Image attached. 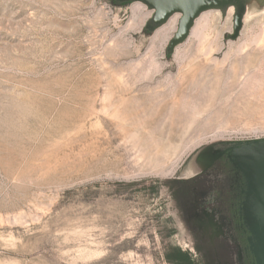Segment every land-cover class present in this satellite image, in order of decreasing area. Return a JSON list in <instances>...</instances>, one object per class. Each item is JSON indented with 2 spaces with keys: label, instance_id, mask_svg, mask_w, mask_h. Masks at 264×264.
<instances>
[{
  "label": "rangeland",
  "instance_id": "obj_1",
  "mask_svg": "<svg viewBox=\"0 0 264 264\" xmlns=\"http://www.w3.org/2000/svg\"><path fill=\"white\" fill-rule=\"evenodd\" d=\"M135 4L0 0V264H183L199 244L264 264L249 175L215 160L264 142V2L235 41L233 8L202 13L170 55L179 16L148 34ZM178 179L195 187L182 210Z\"/></svg>",
  "mask_w": 264,
  "mask_h": 264
},
{
  "label": "water",
  "instance_id": "obj_2",
  "mask_svg": "<svg viewBox=\"0 0 264 264\" xmlns=\"http://www.w3.org/2000/svg\"><path fill=\"white\" fill-rule=\"evenodd\" d=\"M118 4L125 3H138L152 11L151 19L145 24V32L148 34L153 33L156 29L164 25L171 17L178 15L177 28L173 37L170 39L166 53L172 54L177 46L182 44L189 36L190 31L196 19L208 10H219L222 13L229 8H233L232 18V33L228 38L232 41L238 39L241 29L243 16L246 12V6L250 0H115ZM260 3L264 0H258ZM250 144L242 149L234 151H224L215 159L223 157L225 154L228 156L229 162L232 159H239L240 166L245 170L247 183L249 188L247 197L251 201L252 206L257 208L254 212L257 214L255 217L259 219V228L263 232V245H264V142ZM227 152V153H226ZM213 161V163L215 162ZM211 163V165L213 164ZM210 166V165H209ZM256 167L262 168V172H257ZM257 168V169H258ZM255 187V190H253ZM260 208V214L258 212ZM255 222V220H253ZM262 240V237L257 238ZM262 244V243H261ZM264 247V246H263ZM264 258V257H263ZM262 258V262L264 260Z\"/></svg>",
  "mask_w": 264,
  "mask_h": 264
},
{
  "label": "flooded vegetation",
  "instance_id": "obj_3",
  "mask_svg": "<svg viewBox=\"0 0 264 264\" xmlns=\"http://www.w3.org/2000/svg\"><path fill=\"white\" fill-rule=\"evenodd\" d=\"M220 160H221L220 162L224 166H228L227 165L228 163H227V161L225 159L224 160L223 159H220ZM215 162H217V161H215ZM213 164L210 165L208 167V169L211 168L213 166ZM203 173H200L198 175H195V176L191 177L190 179H192V178L193 179H195V178L197 179ZM189 181L190 180L184 181V179H178V181L172 182L171 184H169L167 186V188L170 189V195H171L172 201L176 204V206L180 210H182V208H181L182 206L188 207L189 205H191V201H192L191 198H192V196L195 193V187L194 186L192 187L193 184H191ZM210 197L212 198L211 200L219 201L218 202L219 204L229 206L228 210L229 211L231 210V212H232V213L231 212H229V213L232 214L233 219H234V222L236 223V225L239 224L240 218L238 216V213L236 212V210H232L230 206H235L237 204H240L241 203L240 200H238L237 198H233L232 199L231 196H230V193H225L224 191H221V190L212 191L210 193ZM243 233H244V231L243 232L241 231L239 234L237 233V237H238V239H239L240 242L244 241V240L241 239V238H243ZM243 245H245V244H243ZM199 246L202 247L203 245L202 244H199ZM199 246L197 245L196 246V249L198 248V250L200 251L201 247H199ZM207 249H208V251H210V247L209 246H207ZM247 258L248 259L246 261V264H252L253 263L252 258L250 256H248Z\"/></svg>",
  "mask_w": 264,
  "mask_h": 264
},
{
  "label": "bare ground",
  "instance_id": "obj_4",
  "mask_svg": "<svg viewBox=\"0 0 264 264\" xmlns=\"http://www.w3.org/2000/svg\"><path fill=\"white\" fill-rule=\"evenodd\" d=\"M133 8H135V10H138L139 12H141L143 9H144V6L143 5H141V4H135L134 6H133ZM143 12V11H142ZM146 13V12H145ZM213 12H207V13H205V14H202L197 20H196V22H195V24H194V26H195V28H199V27H201L202 25H204L206 22H208L209 21V19H210V17H211V15H213L212 14ZM178 16V15H177ZM174 17H176L175 15H174ZM174 19V18H173ZM171 22H173V21H171ZM175 23V22H174ZM172 24V23H171ZM170 24V25H171ZM167 25V24H166ZM169 27V25H167V26H164V27H162V28H160V30H158L157 32H156V35H159L160 37H163L162 35H164L165 33H167V30L169 29L168 28ZM156 38H157V36H156ZM173 172V171H172ZM171 173V172H170ZM171 175V174H170Z\"/></svg>",
  "mask_w": 264,
  "mask_h": 264
},
{
  "label": "trees",
  "instance_id": "obj_5",
  "mask_svg": "<svg viewBox=\"0 0 264 264\" xmlns=\"http://www.w3.org/2000/svg\"><path fill=\"white\" fill-rule=\"evenodd\" d=\"M202 250V251H201ZM196 253H197V259H194L195 261V264H212V259L210 258L209 255H207L206 253H204L205 251H208V249H200V251L198 250V248L196 249ZM209 254V253H208ZM209 257V258H207ZM179 260V259H178ZM170 262L176 264L177 261H176V257L175 258H172L170 260ZM179 263V261H178ZM180 264V263H179ZM183 264H186L185 262ZM188 264V263H187Z\"/></svg>",
  "mask_w": 264,
  "mask_h": 264
},
{
  "label": "crops",
  "instance_id": "obj_6",
  "mask_svg": "<svg viewBox=\"0 0 264 264\" xmlns=\"http://www.w3.org/2000/svg\"><path fill=\"white\" fill-rule=\"evenodd\" d=\"M203 172H204V171H203ZM195 175H198V174H195ZM195 175H193V176H195ZM193 176H192V177H193ZM180 249H181V248H180ZM180 249H179V250H180ZM184 253H185V261H190V264H195L194 259H192L191 257H188L186 251H184V250L181 249V250H180V254H184ZM183 257H184V255H183ZM183 257H181V258H183ZM176 261H177L176 264H179V263L182 264V261H180V260H178V259H176ZM178 261H179V263H178ZM185 261H184V262H185Z\"/></svg>",
  "mask_w": 264,
  "mask_h": 264
}]
</instances>
